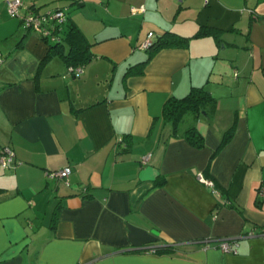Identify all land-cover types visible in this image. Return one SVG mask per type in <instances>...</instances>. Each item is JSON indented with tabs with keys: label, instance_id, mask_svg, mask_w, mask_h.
I'll list each match as a JSON object with an SVG mask.
<instances>
[{
	"label": "crops",
	"instance_id": "obj_1",
	"mask_svg": "<svg viewBox=\"0 0 264 264\" xmlns=\"http://www.w3.org/2000/svg\"><path fill=\"white\" fill-rule=\"evenodd\" d=\"M6 1L0 150L17 165H0V264H264V0H23L22 15L77 8L70 23L93 54L79 77L45 60L49 44ZM201 29L213 33L194 38ZM150 32L189 41L138 75ZM192 88L213 104L173 137L163 106ZM65 167L67 180L48 177Z\"/></svg>",
	"mask_w": 264,
	"mask_h": 264
},
{
	"label": "trees",
	"instance_id": "obj_2",
	"mask_svg": "<svg viewBox=\"0 0 264 264\" xmlns=\"http://www.w3.org/2000/svg\"><path fill=\"white\" fill-rule=\"evenodd\" d=\"M75 1L79 3V1ZM21 8L19 12H21ZM61 10L64 12L66 20L61 24H58L56 20L49 21L48 26L51 27V35L49 36V39L47 40L46 38L40 37L49 44V51L45 60L50 59L51 56L55 54L59 56V58H61L62 61L70 68L75 69L77 67H83L93 59V54L90 51L91 45L87 42L85 36L73 24L70 23L69 11L67 10V8H56L48 11L58 12ZM29 11L38 15H46V13L48 12L45 11L43 13H40L37 9L33 8L28 9L27 12ZM26 13H24L23 15H25ZM26 31L33 33V31ZM210 33H213V31L201 29L194 36V38L203 37L209 35ZM188 41L189 39L187 38L178 37L172 33H165L163 36L153 41L152 47L147 51L148 56L146 60H144L138 66L139 71L137 74L140 75L143 73L146 64L150 61V59L157 51L164 48H183L187 46ZM135 68L137 67L134 66L132 68H129L130 75L134 73L131 70ZM212 104L213 98L207 91H205L203 88H192L185 97L170 98L169 100H167L163 106L162 117L167 123L171 125V135L174 137L178 132L179 124L187 114L200 116L201 114L206 113V108ZM232 135V130L227 132L222 139L220 146L222 147L226 145L230 141ZM184 138L191 146L197 149H200L204 146V138L194 127L187 128L184 133ZM125 147L127 148V145ZM159 184L161 185V183ZM172 250L173 247H168L167 249H165V252ZM155 251H157V249H155ZM161 252L162 251H160V253Z\"/></svg>",
	"mask_w": 264,
	"mask_h": 264
},
{
	"label": "built area",
	"instance_id": "obj_3",
	"mask_svg": "<svg viewBox=\"0 0 264 264\" xmlns=\"http://www.w3.org/2000/svg\"><path fill=\"white\" fill-rule=\"evenodd\" d=\"M6 4H7L8 14L11 17L19 18L22 23V27L25 30L33 31L34 33L38 34L40 37L46 38L47 40L51 35V27L48 26L49 21L56 20L58 24H61L66 20V16L62 10L58 12L48 11L46 15L34 14L31 11L27 12L25 15H20L19 11L23 5L22 0H7ZM132 11L134 12L135 9H132ZM153 36H154L153 33L151 32L148 33L146 40L143 41L138 48L142 51H148L152 47ZM82 71H83V67H77L75 69L70 68L69 75L79 77ZM149 157L150 155L145 157L143 159V163L147 162ZM0 165L4 169H8L17 165V162L15 161V155L12 150L10 149L0 150ZM70 175H71V168L65 167L57 172L50 173L48 177L50 179L59 178V179L67 180ZM197 180L199 181L200 184L207 187L212 194H216V195L218 194L213 181L205 179L201 175L197 176ZM258 196L260 199H264V184L259 187ZM236 246L237 245L234 243V241H224L219 244L221 251L226 254H236L237 253Z\"/></svg>",
	"mask_w": 264,
	"mask_h": 264
},
{
	"label": "rangeland",
	"instance_id": "obj_4",
	"mask_svg": "<svg viewBox=\"0 0 264 264\" xmlns=\"http://www.w3.org/2000/svg\"><path fill=\"white\" fill-rule=\"evenodd\" d=\"M71 9H74L73 11L77 10V8H72V7L68 8L67 10L69 11V15H71V14L73 13V11H71ZM40 10H41V12H43V11L46 10V9L43 7V8L40 9Z\"/></svg>",
	"mask_w": 264,
	"mask_h": 264
}]
</instances>
